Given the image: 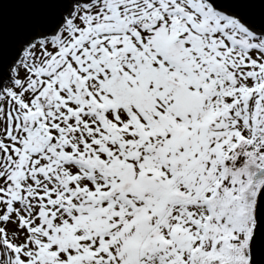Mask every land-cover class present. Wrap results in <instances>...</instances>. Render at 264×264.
<instances>
[{"label": "snow or ice", "instance_id": "6c2138e0", "mask_svg": "<svg viewBox=\"0 0 264 264\" xmlns=\"http://www.w3.org/2000/svg\"><path fill=\"white\" fill-rule=\"evenodd\" d=\"M0 264H264V0H0Z\"/></svg>", "mask_w": 264, "mask_h": 264}]
</instances>
